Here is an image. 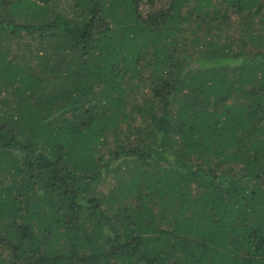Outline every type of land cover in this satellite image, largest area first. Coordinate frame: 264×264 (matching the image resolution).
Wrapping results in <instances>:
<instances>
[{"label":"trees","instance_id":"obj_1","mask_svg":"<svg viewBox=\"0 0 264 264\" xmlns=\"http://www.w3.org/2000/svg\"><path fill=\"white\" fill-rule=\"evenodd\" d=\"M0 35V264H264V0H0Z\"/></svg>","mask_w":264,"mask_h":264},{"label":"rangeland","instance_id":"obj_2","mask_svg":"<svg viewBox=\"0 0 264 264\" xmlns=\"http://www.w3.org/2000/svg\"><path fill=\"white\" fill-rule=\"evenodd\" d=\"M64 5H67L64 1L60 3V6H64ZM235 19V17H232L231 20ZM7 20H9V17H7ZM11 28L9 27V30ZM25 39H27V37H21L20 36H16V37H10L9 40L7 39H4L2 38V42H3V45L0 44V47L4 48V49H10L9 50V53H10V57H12L15 53H25L26 56H29L30 55V52L29 51H26L24 48H23V45H19V42L21 41V43L23 42H26ZM0 40H1V35H0ZM11 47V48H10ZM5 53H8V52H5ZM38 60V59H37ZM39 61V60H38ZM31 62H33V64H36L34 58L32 57V60ZM98 88V87H97ZM100 91V89H99ZM1 95L3 96L4 93H1ZM6 96V94L4 95V97ZM112 147V146H111ZM108 151V150H107ZM111 177H108L107 180L99 187V193L102 192V193H108L109 192V189L110 187L112 186L113 183H115V179H111ZM110 182V183H109Z\"/></svg>","mask_w":264,"mask_h":264}]
</instances>
